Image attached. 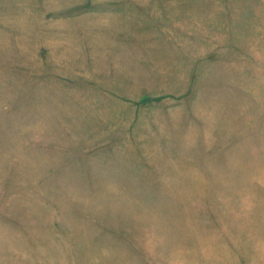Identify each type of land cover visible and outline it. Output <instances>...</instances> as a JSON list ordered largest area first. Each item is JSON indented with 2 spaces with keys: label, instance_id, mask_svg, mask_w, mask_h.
<instances>
[{
  "label": "rangeland",
  "instance_id": "obj_1",
  "mask_svg": "<svg viewBox=\"0 0 264 264\" xmlns=\"http://www.w3.org/2000/svg\"><path fill=\"white\" fill-rule=\"evenodd\" d=\"M0 264H264V0H0Z\"/></svg>",
  "mask_w": 264,
  "mask_h": 264
}]
</instances>
